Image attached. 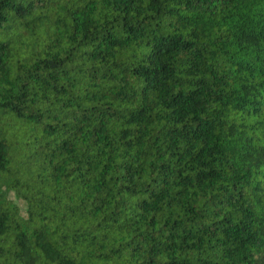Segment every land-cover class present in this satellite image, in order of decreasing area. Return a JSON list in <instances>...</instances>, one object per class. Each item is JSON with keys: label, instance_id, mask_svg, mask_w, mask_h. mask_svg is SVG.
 Listing matches in <instances>:
<instances>
[{"label": "trees", "instance_id": "obj_1", "mask_svg": "<svg viewBox=\"0 0 264 264\" xmlns=\"http://www.w3.org/2000/svg\"><path fill=\"white\" fill-rule=\"evenodd\" d=\"M0 264H264V0H0Z\"/></svg>", "mask_w": 264, "mask_h": 264}, {"label": "rangeland", "instance_id": "obj_2", "mask_svg": "<svg viewBox=\"0 0 264 264\" xmlns=\"http://www.w3.org/2000/svg\"><path fill=\"white\" fill-rule=\"evenodd\" d=\"M11 198L17 202V205L19 206L20 210H21V214L25 216V206H24V203L19 201V200H16L14 195H11Z\"/></svg>", "mask_w": 264, "mask_h": 264}]
</instances>
